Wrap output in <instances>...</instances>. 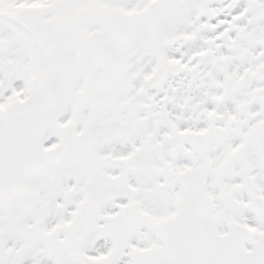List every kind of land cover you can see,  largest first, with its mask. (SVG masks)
Masks as SVG:
<instances>
[{"label":"snow or ice","instance_id":"6c2138e0","mask_svg":"<svg viewBox=\"0 0 264 264\" xmlns=\"http://www.w3.org/2000/svg\"><path fill=\"white\" fill-rule=\"evenodd\" d=\"M0 264H264V0H0Z\"/></svg>","mask_w":264,"mask_h":264}]
</instances>
